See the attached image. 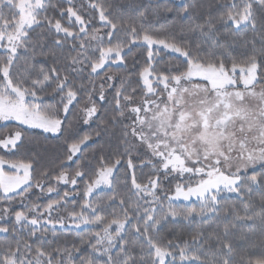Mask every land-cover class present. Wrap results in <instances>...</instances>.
Returning <instances> with one entry per match:
<instances>
[{"label":"snow or ice","instance_id":"6c2138e0","mask_svg":"<svg viewBox=\"0 0 264 264\" xmlns=\"http://www.w3.org/2000/svg\"><path fill=\"white\" fill-rule=\"evenodd\" d=\"M0 153V264H264V0H0Z\"/></svg>","mask_w":264,"mask_h":264},{"label":"trees","instance_id":"16d2710c","mask_svg":"<svg viewBox=\"0 0 264 264\" xmlns=\"http://www.w3.org/2000/svg\"><path fill=\"white\" fill-rule=\"evenodd\" d=\"M85 131H87V129H85ZM3 153H0V155H2ZM123 172V169L121 170ZM147 171V170H146ZM81 203L83 201H80ZM235 199L233 197V199H230L227 201V203H234ZM89 229H84L83 231H79L77 232L76 230L71 231L68 234H65V232H59V239L55 242L52 241V236L51 234H49V246H48V250L51 251L53 248H63L65 246L71 248L73 243H76L77 245H79L80 241L77 240V235H79L80 237L86 238L88 233H89ZM177 235L180 234H184L186 237L188 235V233L190 231H192V229L184 226L183 224L181 225H177L176 229H175ZM36 246V245H34Z\"/></svg>","mask_w":264,"mask_h":264},{"label":"rangeland","instance_id":"374dc122","mask_svg":"<svg viewBox=\"0 0 264 264\" xmlns=\"http://www.w3.org/2000/svg\"><path fill=\"white\" fill-rule=\"evenodd\" d=\"M193 199H195V198H193Z\"/></svg>","mask_w":264,"mask_h":264}]
</instances>
